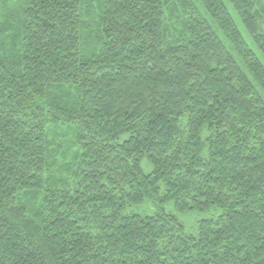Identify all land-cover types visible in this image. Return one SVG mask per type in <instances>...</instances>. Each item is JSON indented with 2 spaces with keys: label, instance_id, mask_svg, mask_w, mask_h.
<instances>
[{
  "label": "trees",
  "instance_id": "obj_1",
  "mask_svg": "<svg viewBox=\"0 0 264 264\" xmlns=\"http://www.w3.org/2000/svg\"><path fill=\"white\" fill-rule=\"evenodd\" d=\"M227 3L0 0V264H264V0Z\"/></svg>",
  "mask_w": 264,
  "mask_h": 264
},
{
  "label": "rangeland",
  "instance_id": "obj_2",
  "mask_svg": "<svg viewBox=\"0 0 264 264\" xmlns=\"http://www.w3.org/2000/svg\"><path fill=\"white\" fill-rule=\"evenodd\" d=\"M230 10V12L233 13L232 7L228 5L227 0H224ZM237 26L243 35V37L248 41L250 45H252L249 41L248 35L240 21L238 20ZM261 59V57H259ZM263 62V61H262ZM142 170L144 172L148 173L151 171V165L146 162L145 160L142 161ZM147 209V208H145ZM165 209L167 211L173 212L178 216V218L183 222V225L188 233L195 234L197 232V227H198V221L201 219H207L211 217L217 216L218 212L210 211V212H197V211H186V212H179L175 209L174 205L172 203H168L165 206ZM152 211V207L148 208V211H146L149 215ZM142 214V212L140 213Z\"/></svg>",
  "mask_w": 264,
  "mask_h": 264
}]
</instances>
